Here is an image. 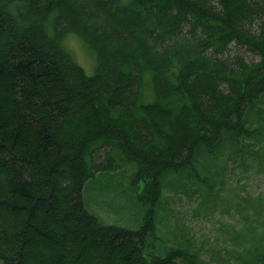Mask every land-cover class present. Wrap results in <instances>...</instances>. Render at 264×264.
I'll list each match as a JSON object with an SVG mask.
<instances>
[{
  "label": "trees",
  "instance_id": "trees-1",
  "mask_svg": "<svg viewBox=\"0 0 264 264\" xmlns=\"http://www.w3.org/2000/svg\"><path fill=\"white\" fill-rule=\"evenodd\" d=\"M67 34L94 53L92 76L62 48ZM263 96L264 0H0V263L209 264L187 243L156 253L151 204L186 170L214 188L222 167L201 161L204 183L199 153L244 166ZM113 153L116 167L98 161ZM119 164L144 182L137 230L100 224L82 201L85 182ZM249 232L246 262L234 261L264 264V233Z\"/></svg>",
  "mask_w": 264,
  "mask_h": 264
},
{
  "label": "rangeland",
  "instance_id": "rangeland-1",
  "mask_svg": "<svg viewBox=\"0 0 264 264\" xmlns=\"http://www.w3.org/2000/svg\"><path fill=\"white\" fill-rule=\"evenodd\" d=\"M61 46L87 76L94 74L95 55L81 38L67 34ZM231 52L232 55L243 56L247 62L259 60L254 54L245 49L239 50L235 46H231ZM143 83L141 101L149 104L154 99L150 75H144ZM261 104L264 110V101ZM247 120L251 133L243 139L246 151L244 166L239 156L236 157V163L240 168L233 160L226 159L227 152L221 155L222 161L213 160L211 157L204 159L206 154L199 153L195 173L200 176V180H205L204 167L201 166L203 163L222 167L221 179L217 180L214 188L206 193L201 191L196 183L199 179L186 178V170L181 176L184 184L182 189L176 190L166 185L165 199L164 194L163 198L159 195L151 204L157 219L159 239L155 243V250L158 255H163L168 246L171 248L187 243L191 251L199 250L202 259L209 264H226L223 259L228 260V264H243V260L246 262L243 254L247 248H252L249 247L248 235L244 236L243 233H250L253 227L256 234L264 233V131L262 134L254 131L257 126L264 129V119L260 125L255 114L249 113ZM252 149L258 151L261 157L254 153L251 160L249 155ZM118 156V153H113L115 162L107 164L102 155L97 157L105 166L116 167L119 163ZM133 168L134 166L120 165L113 172L96 173L94 179L85 182L82 201L100 224L129 230L141 227L143 207L137 201L136 195L144 182L139 180L137 187L132 185ZM204 183L208 184L206 181ZM207 193L209 195L204 197ZM5 210L7 209L0 206V216H5ZM235 257L243 260L235 263Z\"/></svg>",
  "mask_w": 264,
  "mask_h": 264
}]
</instances>
